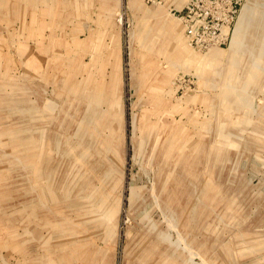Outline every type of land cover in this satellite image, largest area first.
<instances>
[{
  "label": "rangeland",
  "instance_id": "1",
  "mask_svg": "<svg viewBox=\"0 0 264 264\" xmlns=\"http://www.w3.org/2000/svg\"><path fill=\"white\" fill-rule=\"evenodd\" d=\"M0 264H264V0H0Z\"/></svg>",
  "mask_w": 264,
  "mask_h": 264
},
{
  "label": "bare ground",
  "instance_id": "2",
  "mask_svg": "<svg viewBox=\"0 0 264 264\" xmlns=\"http://www.w3.org/2000/svg\"><path fill=\"white\" fill-rule=\"evenodd\" d=\"M243 11H244V10H243ZM244 12H245V11H244ZM240 22H241V21H240ZM214 55H215V54H214L213 52L210 54L211 57H214Z\"/></svg>",
  "mask_w": 264,
  "mask_h": 264
}]
</instances>
